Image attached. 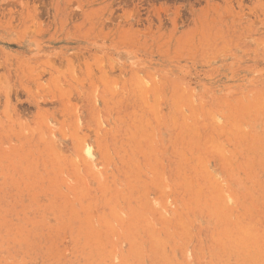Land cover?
Instances as JSON below:
<instances>
[{
  "label": "rangeland",
  "instance_id": "obj_1",
  "mask_svg": "<svg viewBox=\"0 0 264 264\" xmlns=\"http://www.w3.org/2000/svg\"><path fill=\"white\" fill-rule=\"evenodd\" d=\"M0 264H264V0H0Z\"/></svg>",
  "mask_w": 264,
  "mask_h": 264
},
{
  "label": "bare ground",
  "instance_id": "obj_2",
  "mask_svg": "<svg viewBox=\"0 0 264 264\" xmlns=\"http://www.w3.org/2000/svg\"><path fill=\"white\" fill-rule=\"evenodd\" d=\"M81 147L83 150H85L84 152L90 155V147L87 144H84Z\"/></svg>",
  "mask_w": 264,
  "mask_h": 264
}]
</instances>
